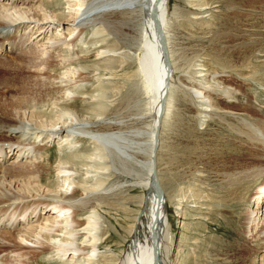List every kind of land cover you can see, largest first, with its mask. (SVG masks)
I'll use <instances>...</instances> for the list:
<instances>
[{
  "label": "bare ground",
  "instance_id": "bare-ground-1",
  "mask_svg": "<svg viewBox=\"0 0 264 264\" xmlns=\"http://www.w3.org/2000/svg\"><path fill=\"white\" fill-rule=\"evenodd\" d=\"M187 1L195 27L219 26L221 45L215 47L226 50L219 58L223 68L226 59H240L233 75L197 63L194 84L180 81L168 22L177 8L169 15L168 0H0V264H19L30 254L48 264H94L101 253L99 209L128 186L149 192L143 211L149 223L142 236H133L123 264H167L174 244L167 235L173 198L161 184L158 159L176 89L192 100L201 122L235 127L247 166L228 181L247 187L251 195L240 202L257 200L242 231L247 245L264 246V0ZM235 20L243 30L238 43L223 33ZM134 23L143 49L137 71L150 95V124L137 131L103 118L115 36L119 27ZM208 56L203 62L213 61ZM82 72L94 82L77 83ZM237 78L258 89L248 94L232 88ZM80 103L89 108L81 111ZM51 147L57 150L56 183L45 185L39 175L43 161H51L45 155ZM115 173L135 181L113 182ZM175 204L179 212L181 203ZM191 239L192 248L172 256L177 264H189L197 250V239ZM257 252L263 261L264 249Z\"/></svg>",
  "mask_w": 264,
  "mask_h": 264
},
{
  "label": "rangeland",
  "instance_id": "rangeland-1",
  "mask_svg": "<svg viewBox=\"0 0 264 264\" xmlns=\"http://www.w3.org/2000/svg\"><path fill=\"white\" fill-rule=\"evenodd\" d=\"M176 8V15H170ZM168 11L171 16L168 22L173 24L172 29L169 30L174 36L170 45L175 58L173 64L179 70L180 81L183 84H194L191 73L198 64L204 65V68L210 72H226L229 76L236 73L235 69L238 68L234 66L241 65V61L238 62L240 59L233 62L226 59L225 68L219 59L222 55H226V53L223 54L226 50L220 52V48L215 47L221 45V39L215 36L219 26H213L211 31L208 26L195 27L187 0H168ZM239 21L241 20H235L223 31L224 35L230 37L234 43L239 42L240 35L243 33V30L238 27ZM134 24L136 25L134 27L133 25L119 27L117 36H115V41H117L112 63L115 70L114 72L112 70V72H103L109 75L111 81L106 91L107 95L103 99L106 105L104 111L107 115H103V118L121 123L120 127L124 130L137 131L147 129L150 124L147 118L150 110L148 105L150 95L144 88L137 71V59L143 49L141 28L137 23ZM243 24L245 25L244 21ZM84 47L81 44V51H84ZM209 54L213 56V61L203 62V59H209ZM70 55H73V52ZM231 81L234 82L231 83L232 88L242 89L248 94L258 89L252 86L254 83L243 82L238 78ZM76 82H80L82 86L84 83L88 86L94 82L93 75L82 72ZM171 97L173 106L163 123L162 144L158 159L161 184L164 185L162 186L168 194L166 196L173 198L171 205L167 208V235L173 237L174 248L172 247L171 260L169 259L167 264H177L172 256L179 254V249L181 251L184 249V253L190 247L192 248V244H188L191 238L197 239V250L189 259V264H264L260 253L257 252L258 248L262 250L264 246L247 245V237L242 231L245 213L247 214L248 209L256 208L257 200L249 204L250 206L245 203L246 200L240 202L242 196L246 197L251 194H246V186L244 188V186L233 184L231 180L228 181L230 173L237 175L247 166L245 156L237 149L238 142L234 141L239 140L234 130L235 127L224 123L201 122L200 114L197 110V113L195 112L196 108L192 105L194 103H191L192 100L184 93L176 89ZM234 100L231 99V101ZM46 107L43 109H50ZM80 108L84 111L89 106L82 105ZM112 127L118 126L112 125ZM79 145L86 147L84 142ZM56 153L55 147L46 151L45 155L50 157L51 161H43L42 164L46 168L43 167L39 175V177L43 176L40 178L45 185L51 182V184L56 183L53 169L56 165ZM117 180L132 183L135 177L133 175L123 177L115 173L111 181ZM115 193L103 202L99 209L101 220L97 235L100 237L98 249L101 253L94 264H123L133 236L136 233L142 236L149 223L148 217L143 212L148 204L146 198L149 192L139 187L128 186ZM165 198L168 200V197ZM177 201L182 206L179 212L175 204ZM257 206H262V203H258ZM26 258L19 264L49 263L46 259H34L31 254Z\"/></svg>",
  "mask_w": 264,
  "mask_h": 264
}]
</instances>
